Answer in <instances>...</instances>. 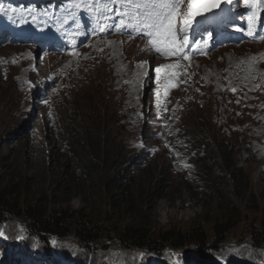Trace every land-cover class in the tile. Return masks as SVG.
<instances>
[{"label": "rangeland", "instance_id": "obj_1", "mask_svg": "<svg viewBox=\"0 0 264 264\" xmlns=\"http://www.w3.org/2000/svg\"><path fill=\"white\" fill-rule=\"evenodd\" d=\"M89 1L0 0V101L5 90L0 104V151L5 150L7 163L15 169L13 182L27 185L41 171L47 175L49 195L56 197L52 207L69 208L67 198L74 199L70 205L74 210L84 207L78 193L65 197L59 182L71 180L66 165L76 143L75 124L82 123L86 131L104 130L113 152L124 150L126 157L119 165L126 167L125 174L150 194L142 210L145 223L163 230L180 229L183 234L201 228L209 246L216 223L230 221L237 226L226 233L220 253L209 256L193 246L178 250L166 246L156 254L134 251L109 241L107 235L93 246L94 264H158L160 260L164 264H264V250H255L250 239L253 229L264 222V24L239 43L225 44L230 41L225 33L218 39L209 30L199 31L188 38L184 52L188 60L156 57L152 51L145 53L148 43L117 30L119 16L100 15L90 10ZM185 3L182 12L187 10ZM255 3L232 0L223 11L205 17H246L239 10ZM61 5L71 8L65 12L74 20L65 18L69 31L57 29L53 19ZM87 18L97 21L87 27ZM57 23L61 27L64 21ZM101 23L106 31H100ZM195 30L193 25L187 33ZM77 34L81 37L74 41ZM116 42L122 45L120 54L128 44L131 47L121 61L127 65L123 73L110 63ZM32 61L37 64L31 66ZM172 63L180 64L176 70L180 75L165 96V73L157 79L155 68ZM233 87L237 92L231 91ZM230 163L243 168L236 179L225 169ZM236 182L248 183L251 190L234 193ZM220 191L231 198L230 205L239 195L237 220H229L230 215L220 209ZM110 220L109 227L120 230L136 224L130 216L114 215ZM22 228V222L13 219L0 235L8 237L7 233L18 230L23 236ZM59 243L50 253L40 251L49 259L57 257L56 264H70L59 259L63 253L67 257L68 251L78 258L84 254L77 244ZM9 246L0 247L3 264H8L10 254L13 260ZM27 246L19 243L18 250ZM26 264L43 262L29 259Z\"/></svg>", "mask_w": 264, "mask_h": 264}, {"label": "trees", "instance_id": "obj_2", "mask_svg": "<svg viewBox=\"0 0 264 264\" xmlns=\"http://www.w3.org/2000/svg\"><path fill=\"white\" fill-rule=\"evenodd\" d=\"M4 91L0 104L5 95ZM15 133L18 134L19 131ZM74 136L76 145H71L72 150L66 165L70 169L71 180L62 179L59 182V189L65 197L76 193L80 195L85 206L75 210L70 207L74 202L73 198L65 200L69 208L52 207L56 197L55 194L49 195L47 175L45 176L41 171L36 178L29 179L27 185L14 183L15 169L7 163L8 154H4L5 150L0 151V231L10 222L12 223L13 219H18L20 223L22 222L21 232L24 234L19 236L17 230V232L7 233L8 237L0 235V247L2 246L5 250L9 244V248L13 249V260L10 254L8 264H26L29 259H38L43 264H56L57 257L49 259L50 256H46L44 254L46 252L41 253L40 250L50 253L62 241L77 244L79 251L82 250L84 254L78 258L68 251L65 257L63 253L65 250H62L60 252L63 255L60 254L59 259L66 260L70 264H90L92 261L94 264L96 257L93 254V246L100 243L107 235L110 238L109 241H114L117 245L134 251L146 249L152 252L151 254H156L166 246L175 250L193 246L202 254L220 253L226 233L234 229L237 224L230 221L216 223L214 239L209 246L208 236L201 228H192L183 234L179 231L180 229L163 230L145 223L148 220L145 219L142 210L150 194L144 193L143 184L133 181L125 174L126 167L119 165L126 157L124 150L114 153V148L108 143V136L104 134V130L96 133L90 128L86 131L82 123L75 124ZM8 153H12V149L8 148ZM110 153L112 156H109ZM225 169L233 179L239 176V172L243 173V168L236 169L231 163ZM237 184L234 193L236 189L240 195L242 191L251 190L248 183L238 182ZM220 197L222 198L220 209L230 215L229 220H237L236 205L239 195L235 196L236 199L231 205L228 203L231 198L229 199L223 191H220ZM114 215L130 216L133 219L132 222L136 224H129L121 230L114 225L109 227L108 222H112L110 219ZM250 239L255 250H264V222L257 229H253ZM7 242L8 244H5L7 247L3 246ZM19 243H25L28 246L20 252ZM29 247L37 254H34ZM84 259L89 262H84ZM164 263L160 260L158 264ZM0 264H3L1 256Z\"/></svg>", "mask_w": 264, "mask_h": 264}, {"label": "snow or ice", "instance_id": "obj_3", "mask_svg": "<svg viewBox=\"0 0 264 264\" xmlns=\"http://www.w3.org/2000/svg\"><path fill=\"white\" fill-rule=\"evenodd\" d=\"M231 2L232 0H187L186 12L181 11L184 0H92L89 7L100 15L114 12L119 16V22L116 24L117 30L131 29L136 34L142 35L148 43V47L144 49L145 53L154 50L155 54L163 57L181 56L182 59L188 60L189 57L184 52L185 46L189 43L187 29L193 19L203 12L220 7L221 3ZM101 5L102 12L99 11ZM116 5L119 7H115ZM253 6H259L261 11H264V0H256ZM178 23H182L181 28H178ZM106 30L107 26L101 23L100 31ZM202 42L208 43L207 40ZM180 67V64L172 63L155 68L157 79L160 78L161 73H165V96L173 87L174 80L180 75L176 71ZM255 87L260 86L255 85ZM231 91L235 93L237 88L233 87Z\"/></svg>", "mask_w": 264, "mask_h": 264}, {"label": "bare ground", "instance_id": "obj_4", "mask_svg": "<svg viewBox=\"0 0 264 264\" xmlns=\"http://www.w3.org/2000/svg\"><path fill=\"white\" fill-rule=\"evenodd\" d=\"M11 23V22H10ZM115 30L116 29H114L113 30V32H112V34H114L115 33ZM201 30H203V29H201ZM118 31H120V32H122V33H126L127 34V37L128 38H131L132 37V34H134L135 32H133L131 29H127V30H118ZM74 41H79V39H75ZM135 41H137V39L135 40ZM121 43V42H120ZM111 47V46H110ZM121 47H122V45H119L117 42H116V44H114L113 46H112V48H111V52H113V54H111V62L110 63H112V68H113V66H117V71L116 72H121V73H123V72H126V68H127V65L125 64V63H123L124 62V53L126 54V52L128 53V51L127 50H129L131 47H130V45L128 44L127 45V47H126V50L122 53V54H120V51H121ZM69 51H71V48H69ZM68 51V52H69ZM110 52V53H111ZM105 54V53H104ZM152 54L153 55H155L156 57L158 56V54H155L154 53V50L152 51ZM136 59V56L134 55V57L133 58H131V60H133L132 62H134V60ZM162 60H164V59H162ZM121 61H123V62H121ZM141 61V60H140ZM32 64H34V65H36L37 63L35 62V61H32L31 62V66H32ZM36 67V66H35ZM150 68V67H149ZM148 69V68H147ZM137 71V70H136ZM144 71V70H143ZM147 73V72H146ZM39 75V74H38ZM143 75V74H142ZM162 76V75H161ZM140 78H141V76H140ZM138 79V80H141V79ZM137 81V80H136ZM140 83V82H139Z\"/></svg>", "mask_w": 264, "mask_h": 264}, {"label": "clouds", "instance_id": "obj_5", "mask_svg": "<svg viewBox=\"0 0 264 264\" xmlns=\"http://www.w3.org/2000/svg\"><path fill=\"white\" fill-rule=\"evenodd\" d=\"M8 3H12V1H10V2H8ZM222 8H223V5L216 11V12H214V13H208V14H215V13H218V12H220L221 10H222ZM90 10H93V8L92 7H90ZM66 11H70V10H63V11H59L58 13H56V14H54V17H53V19H54V21L56 22V24H57V29H60V28H62L63 29V31H69V30H71V29H66V27H65V18H69L70 20H72L70 17H67L66 15H65V12ZM208 14H205L204 12L201 14V15H199L198 16V18L199 17H204V18H206L205 16H207ZM63 19V21H64V23H63V25L60 27V25L57 23L58 22V20L59 19ZM197 18V19H198ZM242 18V17H241ZM94 20L95 19H93V20H90V19H87V20H84V26L86 25L87 27H88V25L89 24H92L93 22H94ZM73 22H74V20H72ZM43 29V28H42ZM41 29V30H42ZM81 37V34H77V36L73 39V40H75V39H79ZM132 38H134V39H138V38H136V37H133L132 36ZM140 39V38H139ZM56 40H57V44H58V46H61L63 43L60 41V40H58V37L56 38Z\"/></svg>", "mask_w": 264, "mask_h": 264}, {"label": "water", "instance_id": "obj_6", "mask_svg": "<svg viewBox=\"0 0 264 264\" xmlns=\"http://www.w3.org/2000/svg\"><path fill=\"white\" fill-rule=\"evenodd\" d=\"M223 5V3H221V5H220V7ZM220 7H218V8H214V9H211L210 11H206V12H204L205 14H208V13H214V12H216ZM209 254L210 253H206V255H208L209 256Z\"/></svg>", "mask_w": 264, "mask_h": 264}]
</instances>
